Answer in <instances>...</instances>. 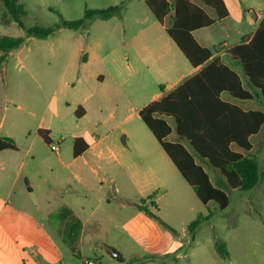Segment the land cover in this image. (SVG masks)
Listing matches in <instances>:
<instances>
[{
    "label": "rangeland",
    "instance_id": "374dc122",
    "mask_svg": "<svg viewBox=\"0 0 264 264\" xmlns=\"http://www.w3.org/2000/svg\"><path fill=\"white\" fill-rule=\"evenodd\" d=\"M18 2L24 5L26 11L25 15L21 16L24 27L13 20L9 24L1 20L5 14H9L0 0V37L24 38L22 46L10 52L0 67V124L5 118L8 117L9 120L11 116L18 113L16 108L18 105L40 116L46 109V103L54 98V95L61 99L60 108L65 110L68 117L69 115L73 117L74 97L81 93L79 87L73 89L68 82L69 59L77 47L78 62L81 63L88 49L86 44L88 33L91 35L96 32L105 33V45L110 52L116 50L119 61L122 64L129 61L127 64H130L129 69H125L123 73L124 79L130 75L129 84L119 85L117 89H114L113 85L106 84L105 87L96 88V91L113 93L120 98V94L128 93L130 97L141 96L146 102L156 91H160L161 84L169 82V73H162L156 64L159 53L155 52L154 48L138 51L139 46L134 35L141 29L157 30L156 37L153 35L147 40L148 44L152 45L160 33H165L164 36L171 39L164 32V27L172 26V20L169 16L162 25L151 12H148L143 0H18ZM227 2L231 8V17L195 34L196 38L208 44L212 51L220 50L224 43L230 46L236 45L244 36L251 35L255 26L261 22L257 15L264 18V0H227ZM114 6L122 7L118 15L110 19L95 18L86 28L57 29L47 38L29 36L27 32V29L32 27L54 28L61 24L62 19L81 20L87 10L107 9ZM81 47L86 51H79ZM1 55L0 52V58ZM224 62L233 63L229 56L225 57ZM180 74L185 73L180 72ZM143 85L146 89H139ZM239 103L243 108L264 111V99ZM126 104L131 106L130 102ZM122 109L124 108L120 107L119 111H115L113 120L110 114L114 110L111 107L105 109L104 118L111 119L110 129L107 132L100 131L95 134L98 137L107 135L109 140L120 147L125 144L131 147L122 160L126 164L127 157L136 160L134 164L138 169L135 168L136 180L139 178L144 183H156V185H160L161 181L166 182V187H162L156 199L153 200L157 202L163 220L170 227L166 230L176 238H181L179 240L181 253L167 256L148 253L145 245L127 238L122 226V215L118 211L116 223H112L109 229L104 227L103 234L98 235L100 241L97 245L88 244L82 249L81 254L68 249L66 260L62 264H83L85 260H92L99 264H264V180L250 191L228 190L231 203L225 210H221L215 202L204 204L177 168L175 175H165L163 171H160L157 179L146 173L148 165L160 167L158 162L151 163L152 159L158 158L160 153H164L166 157L168 155L142 119L139 116L126 119L128 113ZM39 121L38 117L33 122V128L39 124ZM4 125L7 127L8 122L5 121ZM72 132L71 126L55 127L54 145H59L60 149L64 150L65 160L66 156L68 154L71 156L73 151L76 137ZM139 142L144 145V149L137 148ZM251 142L254 146L251 154L259 158L264 171V126L259 136L253 137ZM41 145L42 149H46L44 144ZM50 153L53 152L50 150ZM136 153H141L144 163H139L141 158H138ZM49 155L56 160L55 154ZM83 158L82 163L87 167L88 173L95 170L101 175L104 174L105 170L94 162L91 155ZM208 170L215 182L217 174L211 168ZM127 172L128 169H125L123 173L119 171L118 174L120 188H126V192L120 193V198L140 205L148 204L147 195L142 196L138 193V188L130 184L131 175ZM89 195L92 198L89 197L88 201L94 203L95 193L92 192ZM117 205L120 209V204L117 203ZM112 209V213L115 214L116 208L113 206ZM106 213H108L106 210H101L99 215L103 216ZM200 215L209 216V219L202 222L192 237L188 227ZM216 242L226 244L229 251L227 258L220 256L216 249ZM108 246H113L123 255L122 263L107 255L105 249ZM152 255H157L158 259L151 258ZM70 257L72 259L69 260Z\"/></svg>",
    "mask_w": 264,
    "mask_h": 264
},
{
    "label": "crops",
    "instance_id": "0c3cea01",
    "mask_svg": "<svg viewBox=\"0 0 264 264\" xmlns=\"http://www.w3.org/2000/svg\"><path fill=\"white\" fill-rule=\"evenodd\" d=\"M143 2L147 6L146 0ZM224 2L231 17V8L227 0ZM148 10L151 12L149 8ZM257 17L260 21L264 19L261 15ZM167 18L169 16L165 21ZM218 22L220 21L216 24ZM258 26L259 24L255 26L251 35L244 36L241 40L250 39ZM167 28L169 27H164L166 33ZM209 28L195 32L194 37L196 38V33ZM157 32L141 29L134 35L139 46L138 51L154 48L155 52L159 53L156 61L158 68L164 74L169 73V82L161 84L160 91H156L146 102L141 96L130 97L127 93L120 94V98L113 93L95 90L98 87H105L106 84L113 85L114 89L119 85L129 84L130 75L124 79L123 73L125 69H129L130 64H127L129 61L122 64L116 50L110 52L105 45V33L96 32L93 35L88 33L87 51L83 47L79 49L86 51L81 63L78 62L77 47L69 59L68 82L73 89L79 87L81 93L74 97L73 117L70 115L68 117L65 110L60 108L61 99L54 95V98L46 103V109L40 116L18 105L16 107L18 113L9 120L8 117L5 118L0 124L2 127L0 137L13 139L17 146V150L0 152V264H62L66 260L68 249L81 254L82 249L88 244L97 245L100 241L98 235L103 234L104 227L109 229L112 223H116L118 211L121 212L122 226L127 238L145 245L148 253L180 255L181 238H176L168 232L154 217L165 222L160 214L161 209L153 199H156L162 187H166V182L161 181L160 185H156L144 183L139 178L136 180L137 172L134 166L136 160L127 157V164L122 160L131 147L128 144L120 147L109 140L107 135L98 137L95 134L110 129L111 119L104 118L105 109L111 107L114 110L110 114L112 120L115 111H119L120 107L128 113L126 119L140 117L143 108L153 101L162 99L201 70V67L194 68L189 63L172 38L164 36L165 33L158 34L153 45L148 44V38L153 35L156 37ZM196 40L203 47L209 48L208 44L197 38ZM233 46L222 44L220 50L212 52L210 61L220 59L224 62L228 50ZM112 53L114 55H111ZM229 65L241 74L240 67L233 63ZM173 69L175 70L172 71ZM180 72L185 74L182 75ZM139 89L145 90L146 86L143 85ZM224 99L244 110H261L243 108L239 101L236 102L228 95H224ZM128 102L131 106L126 104ZM77 110L79 115H76ZM38 117L39 124L33 128V122ZM5 121L8 122L7 127L4 125ZM60 125L66 128L73 127L72 134L83 139L88 145L81 155L75 156L73 147L71 156L68 154L66 160L63 158L64 150L60 149L59 145H54L55 127ZM40 129L49 131L51 144L44 141L39 134ZM175 137L176 134L172 135L171 139ZM41 144H44L46 149H42ZM137 144V148H145L141 142ZM53 146L59 148L58 152L52 151ZM50 150L53 153H50ZM49 154H55L56 160ZM87 155H91L94 162L105 170L103 175L95 170L87 172V167L82 163L83 157ZM136 156L141 158L139 163H144L141 153H136ZM156 162L160 167L148 165L146 173L149 176L157 179L160 171L165 175L176 174V166L164 153L152 159L151 163ZM125 169H128L127 173L131 175L130 184L136 186L142 196L147 195L148 204L140 205L120 198V193L126 192V188H120L118 174L119 171L123 173ZM92 192L95 193L94 203L88 201ZM117 203L120 204V209ZM113 206L116 208L115 214L112 213ZM101 210L108 213L99 215ZM105 250L109 257L119 262L111 254L112 250L116 251L113 246H108ZM119 254L121 255L119 263H122L124 257Z\"/></svg>",
    "mask_w": 264,
    "mask_h": 264
},
{
    "label": "trees",
    "instance_id": "16d2710c",
    "mask_svg": "<svg viewBox=\"0 0 264 264\" xmlns=\"http://www.w3.org/2000/svg\"><path fill=\"white\" fill-rule=\"evenodd\" d=\"M2 2L9 15L5 14L1 20L6 24L13 20L24 27L21 21L26 13L24 5L18 0ZM146 4L162 25L166 17H171L168 35L189 63L201 70L162 99L143 108L140 117L200 201L215 202L225 210L231 203L228 190L250 191L264 180L259 158L251 154L254 149L251 139L264 126V111L244 110L224 99V95L239 102L264 99V19L250 39L241 40L227 52L240 67V74L220 59L210 61L213 51L199 44L193 35L230 16L224 0H146ZM121 10V6L87 10L81 20L62 19L54 28L32 27L27 32L29 36L47 38L57 29L86 28L91 20L110 19ZM23 43L22 37H0V67L10 52ZM39 134L47 144L52 143L48 130L40 129ZM174 134L176 137L171 139ZM87 148L83 139H75V156ZM4 150H17L13 139L0 137V152ZM208 168L217 174L215 182ZM207 219L209 216L200 215L189 225V234L194 237L196 229ZM216 249L221 257L229 256L225 243L216 242ZM151 258L158 259V256ZM117 260L121 262V255Z\"/></svg>",
    "mask_w": 264,
    "mask_h": 264
},
{
    "label": "built area",
    "instance_id": "2783aa9c",
    "mask_svg": "<svg viewBox=\"0 0 264 264\" xmlns=\"http://www.w3.org/2000/svg\"><path fill=\"white\" fill-rule=\"evenodd\" d=\"M52 149L54 151H58L59 150V148L57 146H53ZM84 264H99V262H95V261H92V260H85Z\"/></svg>",
    "mask_w": 264,
    "mask_h": 264
},
{
    "label": "water",
    "instance_id": "95a60500",
    "mask_svg": "<svg viewBox=\"0 0 264 264\" xmlns=\"http://www.w3.org/2000/svg\"><path fill=\"white\" fill-rule=\"evenodd\" d=\"M111 254H112V256H113L114 258H116V259H118L119 256H120V254H119L118 252H116V251H112Z\"/></svg>",
    "mask_w": 264,
    "mask_h": 264
}]
</instances>
